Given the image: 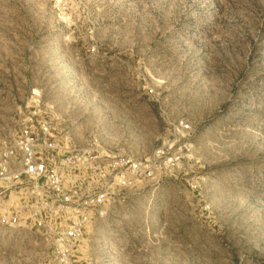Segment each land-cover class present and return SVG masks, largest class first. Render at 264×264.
<instances>
[{
  "label": "rangeland",
  "instance_id": "rangeland-1",
  "mask_svg": "<svg viewBox=\"0 0 264 264\" xmlns=\"http://www.w3.org/2000/svg\"><path fill=\"white\" fill-rule=\"evenodd\" d=\"M41 125L107 153L71 264H264V0H0V159ZM39 203L0 180V264L49 262Z\"/></svg>",
  "mask_w": 264,
  "mask_h": 264
},
{
  "label": "built area",
  "instance_id": "built-area-1",
  "mask_svg": "<svg viewBox=\"0 0 264 264\" xmlns=\"http://www.w3.org/2000/svg\"><path fill=\"white\" fill-rule=\"evenodd\" d=\"M75 123L73 120L71 124ZM50 134L53 136L52 141L48 138ZM95 143L96 139L89 140L88 137L81 141L75 126H55L50 129L49 126L41 125L38 128L24 127L18 140L6 146L2 153L0 180L9 186H19L26 194L37 197L43 204L33 205L28 217L31 218L32 226L38 230L49 227L54 246L47 264H71L67 255L70 246L80 241L93 219L100 218L105 213L106 190L98 188L96 192L73 198L76 191L71 194V190L63 182L66 175L63 166L69 164L90 165L88 168L92 167L99 181H108L106 164H102L107 153L102 145L92 148ZM98 149L100 151L94 153ZM113 164L121 166L119 162ZM136 167L137 164H134L133 169ZM117 168L115 167L116 170ZM118 172L116 171L113 179L123 184L124 176ZM151 173V170L146 169V176Z\"/></svg>",
  "mask_w": 264,
  "mask_h": 264
}]
</instances>
